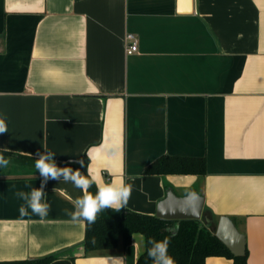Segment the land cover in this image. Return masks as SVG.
I'll return each instance as SVG.
<instances>
[{
  "label": "crops",
  "instance_id": "obj_1",
  "mask_svg": "<svg viewBox=\"0 0 264 264\" xmlns=\"http://www.w3.org/2000/svg\"><path fill=\"white\" fill-rule=\"evenodd\" d=\"M0 113V150L83 161L99 187L131 184L126 207L140 213L156 215L169 188L197 191L212 228L231 217L248 264H264V0H0ZM163 156L203 158L206 173H147ZM42 179L0 175V261L137 263L142 233L84 253L71 181L48 180L47 217L21 215L15 192Z\"/></svg>",
  "mask_w": 264,
  "mask_h": 264
},
{
  "label": "trees",
  "instance_id": "obj_2",
  "mask_svg": "<svg viewBox=\"0 0 264 264\" xmlns=\"http://www.w3.org/2000/svg\"><path fill=\"white\" fill-rule=\"evenodd\" d=\"M0 153L17 168L16 175H40L35 168L39 157L3 150H0ZM55 162L59 167L70 166L73 170L79 169L82 175L91 177L87 165L56 160ZM146 172L150 174H205L206 160L203 158L163 156L150 164ZM98 189L99 186L94 181L87 192L95 194ZM85 222L83 241L85 254L112 250L120 245L127 247L132 242L134 233H142L145 236L146 249L136 264H152L151 258L147 255V249L151 245L147 241L150 238L154 241H160L165 237L170 241L168 253L177 264H206V259L210 256H225L232 258L235 264H248L247 250L244 255H234L211 229L203 226L197 220H182L179 228L176 229V223L173 221L162 219L153 214L132 211L126 207L119 211L107 208L97 213L92 224ZM56 258V255H48L35 259L2 260L0 264H49Z\"/></svg>",
  "mask_w": 264,
  "mask_h": 264
},
{
  "label": "clouds",
  "instance_id": "obj_3",
  "mask_svg": "<svg viewBox=\"0 0 264 264\" xmlns=\"http://www.w3.org/2000/svg\"><path fill=\"white\" fill-rule=\"evenodd\" d=\"M7 117L0 113V133L7 130ZM110 154H114V148L108 149ZM39 158L36 161L35 168L38 170L40 176L43 178L39 188H33L29 192L18 190L15 196L24 201L20 206L21 215L27 214L28 209L33 214L40 217H47L51 209V205L46 199L45 185L49 179L71 181L72 184L82 190L84 193L81 199H77L74 203L73 212H68L73 220H85L92 224L97 213L112 208L119 211L121 208H126L129 198L132 193V185L126 184L123 181H117L102 185L95 194L87 192L91 184L97 179L95 175L90 178L82 175L80 170H73L70 166L59 167L55 162L56 153L51 150L38 152L36 154ZM83 165V161H79ZM8 159L0 153V168L7 166ZM67 211V210H66ZM150 247L147 249V255L152 260V264H177L174 258L169 255V239L165 237L163 240L154 241L151 238L147 241Z\"/></svg>",
  "mask_w": 264,
  "mask_h": 264
},
{
  "label": "water",
  "instance_id": "obj_4",
  "mask_svg": "<svg viewBox=\"0 0 264 264\" xmlns=\"http://www.w3.org/2000/svg\"><path fill=\"white\" fill-rule=\"evenodd\" d=\"M156 216L175 222L176 229L182 220H197L211 229L234 255H244L246 252V236L231 217L221 216L216 228H212L214 220L206 214L205 197L197 191L180 196L169 188L166 196L158 204Z\"/></svg>",
  "mask_w": 264,
  "mask_h": 264
},
{
  "label": "built area",
  "instance_id": "obj_5",
  "mask_svg": "<svg viewBox=\"0 0 264 264\" xmlns=\"http://www.w3.org/2000/svg\"><path fill=\"white\" fill-rule=\"evenodd\" d=\"M127 39V48L126 51L128 54H132L138 51L139 49V42H138V38L136 37V35H134L133 33H128L126 36Z\"/></svg>",
  "mask_w": 264,
  "mask_h": 264
},
{
  "label": "rangeland",
  "instance_id": "obj_6",
  "mask_svg": "<svg viewBox=\"0 0 264 264\" xmlns=\"http://www.w3.org/2000/svg\"><path fill=\"white\" fill-rule=\"evenodd\" d=\"M16 172L17 168L14 167L11 161H9L7 166L0 168V175H16Z\"/></svg>",
  "mask_w": 264,
  "mask_h": 264
}]
</instances>
